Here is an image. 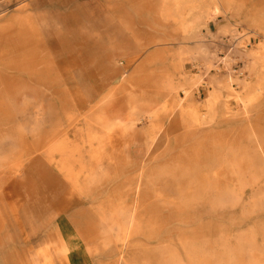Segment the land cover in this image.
<instances>
[{
  "label": "rangeland",
  "instance_id": "1",
  "mask_svg": "<svg viewBox=\"0 0 264 264\" xmlns=\"http://www.w3.org/2000/svg\"><path fill=\"white\" fill-rule=\"evenodd\" d=\"M0 264H264V0L0 4Z\"/></svg>",
  "mask_w": 264,
  "mask_h": 264
},
{
  "label": "crops",
  "instance_id": "2",
  "mask_svg": "<svg viewBox=\"0 0 264 264\" xmlns=\"http://www.w3.org/2000/svg\"><path fill=\"white\" fill-rule=\"evenodd\" d=\"M6 1H8V0H0V4H3V3H5Z\"/></svg>",
  "mask_w": 264,
  "mask_h": 264
}]
</instances>
